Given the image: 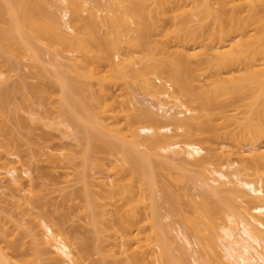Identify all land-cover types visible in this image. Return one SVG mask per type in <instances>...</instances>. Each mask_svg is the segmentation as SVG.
I'll return each mask as SVG.
<instances>
[{
	"label": "bare ground",
	"instance_id": "bare-ground-1",
	"mask_svg": "<svg viewBox=\"0 0 264 264\" xmlns=\"http://www.w3.org/2000/svg\"><path fill=\"white\" fill-rule=\"evenodd\" d=\"M0 57V179L24 218L0 209V264H89L94 254L93 264H264V0H0ZM22 60L61 91L62 135L85 142L63 212L83 214L95 232L78 250L47 215L52 200L25 178L22 140L3 138L11 113L28 129L17 111L40 97L42 85H25L34 96L23 97V83H9ZM107 84L127 90L113 99ZM217 137L219 151L206 143ZM64 153L52 154L74 164ZM160 209L172 219L162 222Z\"/></svg>",
	"mask_w": 264,
	"mask_h": 264
},
{
	"label": "rangeland",
	"instance_id": "rangeland-1",
	"mask_svg": "<svg viewBox=\"0 0 264 264\" xmlns=\"http://www.w3.org/2000/svg\"><path fill=\"white\" fill-rule=\"evenodd\" d=\"M46 1H48V0H46ZM51 2V3H50ZM55 2V1H54ZM55 5L52 1H49V3L47 4V2L45 3V5H44V7L45 6H47V7H45V9L47 8V9H50L48 12H50V11H54V10H56L57 9V4L55 5V6H53V5ZM94 7H95V5H94ZM96 8V10H99V8L97 9V7H95ZM52 9V10H51ZM94 9V8H93ZM101 9V8H100ZM102 9H103V7H102ZM104 10V13H105V9H103ZM100 11V10H99ZM85 12V11H84ZM97 13H98V17H99V14L101 13V12H98L97 11ZM60 14V13H59ZM85 14V13H84ZM87 15V14H86ZM100 16H101V14H100ZM91 21V20H90ZM88 23H90L89 21H88ZM100 24V23H99ZM98 24V25H99ZM89 25V24H88ZM91 25V24H90ZM98 25H97V27H98ZM101 25V27H99L101 30H102V32H103V26H105V25H103V24H100ZM103 25V26H102ZM93 26H95V21H94V25ZM96 28V27H95ZM106 28V27H105ZM89 29H91V27L89 28ZM93 29V28H92ZM105 30V29H104ZM100 31V30H99ZM155 38L159 41V43H161L162 41H163V39L165 38V36H164V34L162 33V34H157L156 36H155ZM125 49V48H124ZM122 50V53L123 52H125V50ZM126 50H127V48H126ZM120 51H121V49H120ZM69 53V52H68ZM72 53V52H71ZM71 53L70 54H68L69 56H73L74 54L76 55V52L74 53V54H72L71 55ZM78 53V52H77ZM122 53H120V54H122ZM140 52L138 51V53H136V55L137 54H139ZM113 54V53H112ZM135 54V53H134ZM46 55V54H45ZM78 55V54H77ZM48 54L44 57V59L46 58H48ZM114 56H116L115 54H113V57ZM122 55H120V57H121ZM50 57V56H49ZM59 57V56H58ZM115 59H117V61L119 60V58H117V56L116 57H114ZM77 59V58H76ZM26 60V59H25ZM25 60H22L23 62H21L20 64H23V66L22 67H19L21 70H19L18 69V71L16 70H14V71H11V72H9L10 74H11V76L10 75H8V74H6V75H8L9 76V78L8 79H10L8 82L9 83H12V84H14L16 81H18L19 82V85L21 86L22 84H20V83H23V87L24 88H22V91L24 90V89H26L27 88V86H28V84L30 83L31 84V82L35 85V83H37L36 85H42V88H41V90H38V94H39V96L40 97H36V95H35V97H34V99H33V103H29V99L27 100V102L29 103L28 104V106L30 105V104H32V106H34V107H31L32 108V110H34V114L35 115H37V118H38V116H41V117H39L40 118V120H42L41 122H40V120H39V118H38V120H37V122L36 121H31V120H36V118H34V119H32L33 117V113H31L32 111H28V109L30 108H28L27 109V106H26V103L27 102H25L24 103V99L23 100H20V98H22V97H20L19 99H17L16 101H17V104H18V102H19V100H20V102L21 103H24V106H23V104H22V108L20 109L21 111H17V113L18 112H20V114L22 115V118L23 117H25L26 118V120L29 122V126H27L28 127V129H20V127L18 126L19 125V121H18V117L17 116H19L18 114L17 115H15L16 116V118L14 117V115L11 113V115H13V116H11L10 115V117H11V119L8 121V119H9V116H6L7 117V119H5V120H7L8 122H6L7 124H8V126H10V129H11V131L9 130L8 132H10V133H8V134H5L4 135V137L3 138H6L8 141H10V140H12L11 142H13V139H15L17 136H19V138L22 140L21 141V143H19V147H17V149L16 150H20V151H17L18 153H19V156L18 157H15L16 159H18L19 160V165H23L25 168H27V169H29V171H28V175H25V178L29 181V182H33V184L38 188V189H42V191H43V193L47 196V198L50 200H52V203L50 204L49 203V205L47 206V210H48V212H47V215H49L50 217H52V219L54 220V222L55 223H59L58 224V227L60 228L61 227V230H63V232H64V234H65V236L66 237H68V239H70L71 241H73L72 243H73V246H74V248L76 249V250H78V249H81V248H83L82 246L83 245H87L88 243H90L91 241H92V235L94 234L95 235V232H94V230H93V228H92V226H91V224L89 225V224H86L87 223V221H86V219H84V218H87L86 216H84L83 214V216L81 215V213H80V215H79V213L77 212V213H73V214H71V216H70V218L69 219H63V212H64V203H65V201H66V199L68 200V198L70 197V195H71V193L79 186V182H77L78 181V178H77V176H76V168H74V167H76V165L78 164V166L77 167H79V165H80V163L82 162L81 161V159H83L82 157H80V151L79 150H81L82 149V146L84 147V145H85V142H83V145L81 144H78L79 142H77V140H76V138H74L73 136L71 137L70 135H67V133H63L64 135H62V130H64V129H66V126L64 125V127L62 126L61 127V124L59 125H57V122L56 121H58L60 118H59V112H60V110L61 109H59V108H61V102H60V98H61V91H59V89L58 88H56V86L54 87V86H51V87H53V88H49L48 86H47V84H46V87H48L47 89L45 88V86H43V83H44V81L46 82V80H44V79H42V78H44V77H42V76H46V72L44 73V74H42V76H41V78H40V76H39V73H38V75L36 74L37 72V70L39 69V67L38 68H36V69H31V68H34L33 66L32 67H29V65H27L28 64V62H26ZM59 60L60 61H65V59H61V58H59ZM73 61H77V60H74V58H73ZM72 60L70 61L69 60V62L71 63V65L72 66H74L72 63H74ZM102 61V60H101ZM97 61V59H96V62H99V64L97 65L96 63H95V65L97 66V67H95L96 69L98 68V66H99V69H97V70H99L100 71V73L102 72V74L104 75V74H106V73H104V72H107L106 70H107V68H108V65H106L108 62H107V60H105V61ZM3 62H5V61H3L2 60V57H0V68L1 67H3L4 68V63ZM100 62L101 63H103V64H100ZM107 62V63H106ZM78 63V62H77ZM40 64H42V63H40ZM39 64V66H42V65H40ZM27 65V66H26ZM93 65V64H92ZM21 66V65H20ZM56 66H59V64L57 63V65ZM65 66V65H64ZM63 65L61 66L60 65V69H62L63 70V68H64V70H67V71H71L70 70V68L72 67H64ZM6 67V66H5ZM76 67V66H75ZM78 67V66H77ZM103 68V69H101V68ZM107 67V68H106ZM42 68H43V66H42ZM59 67H57V69H58ZM66 68V69H65ZM79 68V67H78ZM105 69V70H104ZM34 70H36V71H34ZM41 70V69H40ZM39 70V71H40ZM59 70V69H58ZM74 71V70H73ZM24 73V74H23ZM33 73V74H32ZM108 73V72H107ZM25 74H26V76H25ZM28 75V76H27ZM30 75V76H29ZM70 75L71 76H74V75H72V73H70ZM22 76V77H21ZM24 76V77H23ZM25 77H27V78H25ZM46 78H47V81H48V77L46 76ZM25 80H26V82H25ZM42 80V81H41ZM163 80V79H162ZM30 81V82H29ZM38 81H39V83H38ZM40 82H42V84L40 83ZM17 83V82H16ZM15 83V84H16ZM110 83V82H109ZM159 83V82H158ZM14 84V85H15ZM33 84H31V85H33ZM87 84H88V86H90L89 85V80L87 81ZM86 84V85H87ZM91 84V83H90ZM93 84H95L94 82H93ZM96 84H98V83H96ZM96 84L95 85H93V88H95V87H99V86H96ZM116 84V83H115ZM120 84H122L123 85V83H120ZM25 85H26V88H25ZM49 85V84H48ZM92 85V84H91ZM105 85H106V83H105ZM132 85V84H131ZM134 85V84H133ZM107 86H109L108 84H107ZM138 85L136 84V85H134V86H130L129 87V90H131L130 91V94L132 93V90H133V88H134V93L136 92H138L137 93V95H134V93H132L133 95V97L134 96H137V97H141L142 95V93H139V86L137 87ZM38 87V88H39ZM91 87V86H90ZM90 87H89V89H90ZM110 88V91H111V94H110V97H111V95H112V93H113V99H120L122 96H123V93L125 94V91L127 90V89H125L124 88V86L122 87V86H120L119 84H117V85H114L113 84V86L112 85H110L109 86ZM122 87V88H121ZM132 87V88H131ZM31 88V87H30ZM28 89V91H30L31 89ZM87 88V87H86ZM92 88V89H93ZM36 89V88H35ZM43 89V90H42ZM45 89H46V91H45ZM77 90V89H76ZM88 90V89H87ZM94 90V89H93ZM95 90H97V89H95ZM108 90V89H107ZM25 91V92H24ZM23 92L24 93H26V94H20L21 96H23L24 97V95L26 96V97H29V95H30V93L33 95V93L30 91L29 93H27L26 92V90H24ZM33 91V90H32ZM39 91H41V92H39ZM110 91H108V92H110ZM74 92H76L75 91V89L73 90V93L71 94V96H73L72 97V100H74V99H76V98H74V95L73 94H75ZM85 92V91H84ZM83 92V93H84ZM87 92V97H88V95L90 94V91H86ZM92 92L93 91H91V94H92ZM96 92V91H95ZM35 93V92H34ZM82 93V94H83ZM135 93V94H136ZM109 94V93H108ZM129 94V95H130ZM31 95V96H32ZM77 95V94H76ZM115 95V96H114ZM18 96V95H17ZM30 96V97H31ZM34 96V95H33ZM80 96H81V94H80ZM107 96H109V95H107ZM42 97V98H41ZM60 97V98H59ZM77 97H78V95H77ZM83 97H84V95H83ZM105 97V96H104ZM42 99V100H45V101H42L41 100V102H40V100L39 99ZM74 98V99H73ZM85 98H86V96H85ZM84 98V99H85ZM90 98H91V95H90ZM31 99V98H30ZM31 99V100H32ZM83 99V98H82ZM88 98H86V100L85 101H91V99H88ZM78 99H76V101H77ZM112 100V99H111ZM15 101V102H16ZM89 101V102H90ZM20 102H19V105H21L20 104ZM73 102V101H72ZM75 102V101H74ZM88 102V103H89ZM132 103V102H131ZM137 103V102H136ZM57 104H59L60 105V107H59V105H57ZM130 104V103H129ZM133 104V103H132ZM138 104V103H137ZM171 104H173V102H170V105ZM142 104H140L139 106H141ZM25 106H26V108H25ZM31 106V105H30ZM133 107H134V104H133ZM181 107H178V106H175V109L176 110H179ZM18 109V110H19ZM48 109V110H47ZM139 109H140V107H138L137 108V106L134 108V109H132L133 110V112L135 111H139ZM128 110H130V109H128ZM132 110L130 111V112H132ZM181 110H184V108L183 109H181ZM37 112V113H36ZM30 113V114H29ZM15 114H16V112H15ZM61 114V113H60ZM20 115V116H21ZM98 116V115H97ZM13 117V118H12ZM31 117V118H30ZM100 117V116H99ZM20 118V117H19ZM43 118H46L47 120H48V122H50V123H48L47 122V124H44V122H45V120L43 119ZM101 118H103V117H101ZM17 119V120H16ZM58 119V120H57ZM97 119H98V117H97ZM46 120V121H47ZM50 120V121H49ZM61 120V119H60ZM111 120V119H110ZM53 121H55L56 123H54ZM103 121H105L104 120V118H103ZM218 121H220V120H218ZM27 122V123H28ZM221 122H222V120H221ZM221 122L219 123V122H217V120H216V123H218V126H220V124H221ZM148 123V122H147ZM52 125V126H50V125ZM53 124H56V125H53ZM223 124V123H222ZM221 124V127L223 126ZM26 125V124H25ZM48 125V126H47ZM21 126V125H20ZM26 127V126H25ZM30 127V128H29ZM221 127H220V129H221ZM22 128V127H21ZM59 128H63L62 130L61 129H59ZM17 134V135H16ZM7 135V136H6ZM207 135H208V133H207ZM6 136V137H5ZM49 136V137H48ZM69 136H70V138H69ZM18 138V137H17ZM16 138V139H17ZM18 138V140L20 141V139ZM14 140L15 141V143L17 142V140ZM49 139V140H48ZM222 142H224V139H223V137H217L216 139H212V141H208V142H206V143H211L214 147H217V151H219V149H221L222 147L223 148H225V145H223L222 144ZM18 144V143H17ZM21 144V145H20ZM219 147V148H218ZM19 148V149H18ZM66 149V150H65ZM85 149V147L83 148V150ZM56 151H57V153H58V156L59 155H61L62 156V152H63V154H65L64 152H66V154H68L67 152L68 151H70V153L69 154H71V152L72 153H74L73 154V156H74V161H73V163L74 164H72L71 163V165H69L70 163H68L67 164V160H65V164H64V161H63V163H62V161L61 162H59L60 160H58L59 158L57 157V156H53L54 154H52L53 152H55L56 153ZM82 151V150H81ZM221 151V150H220ZM50 152H52V153H50ZM83 153H84V151H83ZM52 157H51V156ZM57 155V154H56ZM98 155V154H97ZM105 155V154H104ZM72 156V155H71ZM72 156V157H73ZM83 156V155H82ZM98 156H102V154H99ZM107 156V155H106ZM56 157L58 158V159H56ZM70 157V156H69ZM72 157H70V159H73ZM102 157H105V156H102ZM96 158H97V156H96ZM99 158V157H98ZM101 158V157H100ZM111 158V157H110ZM110 158H108L109 160H110ZM112 158H114V156L112 157ZM111 158V159H112ZM55 160H57L56 162H55ZM91 160H92V156H91ZM97 160H99V159H97ZM102 160H103V158H102ZM104 160H106V157H105V159ZM109 160H107V161H109ZM113 160V159H112ZM100 161V160H99ZM57 162H59V163H57ZM89 162H90V160H89ZM60 163H61V165H60ZM58 164V165H57ZM63 164V165H62ZM60 165V166H59ZM76 173V174H75ZM75 174V175H74ZM6 178V177H5ZM1 178L0 179V185L1 184H3L5 187H0V207H2V208H0L1 210L4 208L5 209V211H6V209L9 211V209L11 210L12 208L11 207H13V209H14V206L11 204V202H13V200H14V198H15V196H13L14 194H13V190L10 188V187H8L7 185H8V179L6 178ZM79 183V184H78ZM178 187V186H177ZM179 188V187H178ZM193 189V190H192ZM192 189H188V190H186V191H188L189 193H190V191H191V193L190 194H194V193H192V192H194L195 190H194V188H192ZM179 190H181L182 192H184L185 193V190L183 189V188H180ZM72 191V192H71ZM71 192V193H70ZM162 192L160 191H158V194H161ZM183 193V194H184ZM70 194V195H69ZM162 195V194H161ZM45 196V197H46ZM189 196L190 195H183V197H182V199L183 198H185L184 200H185V202L188 200V198H189ZM194 197H195V195H193ZM188 197V198H187ZM197 197V200L198 201H200V200H202L201 198V196H196ZM195 197V198H196ZM48 199H44V200H48ZM187 199V200H186ZM165 200V199H164ZM59 203V205H58V207H57V204ZM63 204L62 206H61V204ZM67 203V202H66ZM66 203H65V205H66ZM75 205L76 204H78V200H76L75 202ZM163 203H166V202H164L163 201ZM75 205H74V207H75ZM79 205V204H78ZM78 205H76V207H78ZM168 205V204H167ZM162 206H164V204L162 205ZM165 206H166V204H165ZM162 208H164V207H162ZM12 209V210H13ZM37 209V208H36ZM12 210H11V213L10 214H13L14 213V216H15V220H16V218L18 219V220H20V219H24L23 218V214H20L19 212H18V210H20V208L19 209H16L15 208V210H17V211H15V210H13V212H12ZM37 210H39V209H37ZM161 211L160 212H162V214H161V216H163V220H162V222H164L165 223V221L166 222H168V221H170L171 219H172V216L170 217L169 215H168V213H166L167 211H166V209H160ZM8 211H6V212H8ZM166 211V212H165ZM2 213H4V215L5 214H8L9 215V213H5V212H2ZM77 214V215H76ZM164 214H167L168 216H166V215H164ZM12 216V215H11ZM11 216H9V217H11ZM13 216V217H14ZM7 217V216H6ZM31 219H32V217H30ZM30 218H28V219H30ZM9 219V218H8ZM36 219L37 218H35V222H37L36 221ZM39 219V218H38ZM60 219V220H59ZM13 219H11L10 221H12ZM13 220L12 221V223L14 224V225H12V227H14L15 226V223L14 222H21V220L20 221H18V220ZM219 220V218L217 219V221ZM22 221H24V220H22ZM30 222H32V220L30 221ZM34 222V219H33V222H32V224H31V226H35L34 224H36ZM11 223V224H12ZM34 223V224H33ZM29 224V225H30ZM176 226V225H175ZM178 226V225H177ZM176 226V227H177ZM92 228V229H91ZM93 230V231H92ZM77 231H79L78 233H77ZM173 232L176 234V231L175 230H173ZM76 233V234H75ZM76 235H77V237H76ZM79 237V238H78ZM112 237H114V236H112ZM111 237V238H112ZM78 238V239H77ZM108 239V240H114L115 238H112V239ZM91 239V241H89ZM118 240V239H117ZM89 241V242H88ZM115 241V240H114ZM179 241V240H178ZM107 242H109V241H106V243ZM180 242H181V240H180ZM179 242V243H180ZM110 243V242H109ZM181 243H183V242H181ZM1 244L3 245H5V244H7V242H1ZM105 244V243H104ZM29 249V248H28ZM10 251V250H9ZM11 252V251H10ZM178 253H179V251H177ZM43 256H48V255H43ZM51 256V255H50ZM49 256V257H50ZM49 257L48 258H46L47 260H49ZM98 258V257H97ZM96 254H94V256H92L90 259H87V262L90 264V263H92V261H96ZM95 259V260H94ZM46 260V261H47ZM94 263V262H93ZM92 263V264H93Z\"/></svg>",
	"mask_w": 264,
	"mask_h": 264
}]
</instances>
